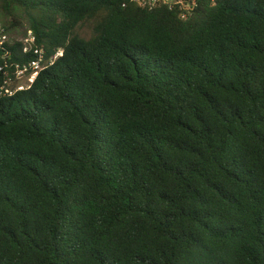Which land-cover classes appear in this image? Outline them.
<instances>
[{"label":"trees","instance_id":"trees-1","mask_svg":"<svg viewBox=\"0 0 264 264\" xmlns=\"http://www.w3.org/2000/svg\"><path fill=\"white\" fill-rule=\"evenodd\" d=\"M0 1L64 50L0 100V264H264V0Z\"/></svg>","mask_w":264,"mask_h":264},{"label":"built area","instance_id":"built-area-1","mask_svg":"<svg viewBox=\"0 0 264 264\" xmlns=\"http://www.w3.org/2000/svg\"><path fill=\"white\" fill-rule=\"evenodd\" d=\"M133 1L142 8L177 11L183 20L191 18L199 6L198 0ZM212 3L215 5L217 0H212ZM21 42L22 48L19 51H11L8 46L14 43L4 29L0 31V59L4 61V64H0V100L30 90L40 73L49 70L64 56L63 49L48 54L39 48L32 32Z\"/></svg>","mask_w":264,"mask_h":264},{"label":"rangeland","instance_id":"rangeland-1","mask_svg":"<svg viewBox=\"0 0 264 264\" xmlns=\"http://www.w3.org/2000/svg\"><path fill=\"white\" fill-rule=\"evenodd\" d=\"M16 17H18L20 25L17 26L16 28L10 29V31H9L10 32L9 36H10L12 41H13V39H16L18 37H19V39L21 38L20 40H23L25 38V36L23 34L24 30L26 27L29 26L28 21L26 20V18L23 15L16 14ZM11 23H12L11 19L4 14V12L1 8V1H0V31L3 30V27L9 28ZM77 34L84 39H87V40L90 39L93 36L92 24L88 23V24L82 25L80 28H78Z\"/></svg>","mask_w":264,"mask_h":264}]
</instances>
